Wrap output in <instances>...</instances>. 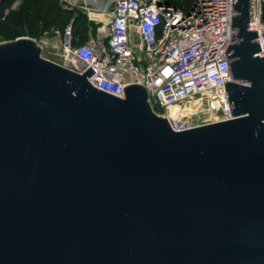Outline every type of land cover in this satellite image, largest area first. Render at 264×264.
Wrapping results in <instances>:
<instances>
[{"label": "water", "instance_id": "95a60500", "mask_svg": "<svg viewBox=\"0 0 264 264\" xmlns=\"http://www.w3.org/2000/svg\"><path fill=\"white\" fill-rule=\"evenodd\" d=\"M235 2V118L184 132L141 85L0 44V264H264V59Z\"/></svg>", "mask_w": 264, "mask_h": 264}, {"label": "built area", "instance_id": "2783aa9c", "mask_svg": "<svg viewBox=\"0 0 264 264\" xmlns=\"http://www.w3.org/2000/svg\"><path fill=\"white\" fill-rule=\"evenodd\" d=\"M59 2L87 17L93 38L80 44L75 21L69 24L61 34L60 65L81 75L91 68L94 88L124 99L127 86H143L176 132L235 118L226 90L233 81L235 0H196L188 11L167 0ZM263 5L250 0L249 30L264 59ZM184 111V119L173 116Z\"/></svg>", "mask_w": 264, "mask_h": 264}, {"label": "rangeland", "instance_id": "374dc122", "mask_svg": "<svg viewBox=\"0 0 264 264\" xmlns=\"http://www.w3.org/2000/svg\"><path fill=\"white\" fill-rule=\"evenodd\" d=\"M24 0H17L13 6L5 12L4 18L0 21V44L10 41H15L18 38L27 37L37 41L40 45H44L42 56L57 64H62L61 50V34L62 29L50 28L44 29L42 23L38 26H31V19L26 18L23 12ZM181 3L191 2L195 0H180ZM66 10V9H65ZM68 19L66 24H71L78 18V13L66 10ZM10 19H21L19 26H14ZM33 23V22H32ZM153 111L161 116L164 111L160 109L154 102H151ZM175 118L184 119L187 117V112L184 111L181 115H173Z\"/></svg>", "mask_w": 264, "mask_h": 264}, {"label": "trees", "instance_id": "16d2710c", "mask_svg": "<svg viewBox=\"0 0 264 264\" xmlns=\"http://www.w3.org/2000/svg\"><path fill=\"white\" fill-rule=\"evenodd\" d=\"M17 0H1L0 2V21L4 18L5 12L10 9ZM169 4L175 5L188 11L194 3H181L180 0H167ZM196 1V0H195ZM23 12L26 18L31 19V26H38L42 23L44 29L57 28L62 32L69 25L66 24L68 12L62 7L59 0H24ZM75 20V34L77 37L84 38L87 34V17L78 13ZM264 18V5H263ZM14 26L21 24V19H10Z\"/></svg>", "mask_w": 264, "mask_h": 264}, {"label": "crops", "instance_id": "0c3cea01", "mask_svg": "<svg viewBox=\"0 0 264 264\" xmlns=\"http://www.w3.org/2000/svg\"><path fill=\"white\" fill-rule=\"evenodd\" d=\"M106 19H109V18H106ZM92 39H93L92 37H89L86 34V36H84V38L79 37V43L80 44H86V43L90 42Z\"/></svg>", "mask_w": 264, "mask_h": 264}]
</instances>
